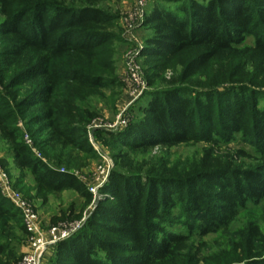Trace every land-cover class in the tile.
Instances as JSON below:
<instances>
[{"label":"trees","instance_id":"16d2710c","mask_svg":"<svg viewBox=\"0 0 264 264\" xmlns=\"http://www.w3.org/2000/svg\"><path fill=\"white\" fill-rule=\"evenodd\" d=\"M188 3L176 12L156 4L145 14L143 24L152 32L143 48L145 55L165 69L184 57L181 81L204 74L211 63L247 38L264 60V0ZM118 31V16L92 4L70 7L46 0H0V60L11 68L29 56L36 59L21 72L20 84L39 88L34 101L27 102L46 106L39 121L46 122L51 144L81 148L84 126L65 121L76 114L75 104L82 105L78 95H98L107 87V80L94 72H113L104 56ZM218 83L210 82L208 88ZM250 108L236 93L215 90L202 96L175 87L152 95L143 119L114 136L129 152L193 142L227 143L237 136L259 155L257 164L234 173L208 170L179 179L169 176L165 164L146 169L128 162L126 152L118 153L115 157L127 171L111 173L114 180L104 188L115 206H100L96 213L113 225L109 231L124 244H107L83 230L54 246L53 264H177L193 236L224 231L248 205L259 204L264 200V110ZM3 123L7 120L2 114L0 127ZM82 149L91 153L87 144ZM16 156L44 192L70 190L87 196L75 178L30 158L19 144ZM10 210L0 197V216ZM173 225L183 231H169ZM259 235L252 226L249 237ZM121 252L129 256H119ZM2 253L0 247V257Z\"/></svg>","mask_w":264,"mask_h":264},{"label":"rangeland","instance_id":"374dc122","mask_svg":"<svg viewBox=\"0 0 264 264\" xmlns=\"http://www.w3.org/2000/svg\"><path fill=\"white\" fill-rule=\"evenodd\" d=\"M46 1L70 7L92 4L118 16L119 31L104 56L113 72L96 70L94 74L107 80V87L98 95H78L82 105L75 104L76 114L66 118L69 125L81 124L86 132L83 141L79 142L81 148L73 149L50 143L46 122L39 121L46 106L27 102L34 101L39 88L21 85L20 74L32 67L36 59L29 56L11 68L0 60V115L3 114L7 120L0 127V197L4 207L11 208L0 216V247L3 251L0 264L17 263L27 249L22 212L10 198L12 194L19 195L31 208L44 230L76 226L70 236L88 230L107 244L123 245L124 241L109 231L113 225L101 221L102 217L96 213L100 206H115L104 188L114 180L111 173L119 175L127 171L123 162L116 159L118 153L126 152L128 162L141 163L146 169L165 164L169 176L179 179L208 170L234 173L254 166L259 160V155L237 136L227 143L193 142L169 148L158 146L138 153L129 152L114 137L124 132L132 122L143 119L144 108L152 95L175 87L186 89L190 95L203 96L213 90L220 94L236 93L238 98L250 103V110L263 111L264 60L255 52L251 38L211 63L204 74L181 81L180 62L184 57L174 62L172 69H165L156 58L145 55L143 48L152 32L143 24L144 18H139L138 0ZM156 4H162L172 12L189 6L188 0H147L141 11L146 14ZM129 53H135L134 62L144 84L142 88L128 80L126 59ZM210 82H219L220 85L208 88ZM18 144L26 149L30 158L75 178L87 196L81 197L70 190L60 194L44 192L29 169L17 158ZM86 144L91 153L82 149ZM104 159L108 173L103 184L98 186L95 173L97 167L104 164ZM91 189L95 192L90 193ZM252 226L257 227L260 234L255 239L249 237ZM168 230L179 232L183 228L173 225ZM55 252L54 246L49 247L40 264H53ZM118 255L129 256L125 252ZM236 260L244 261L240 264H264V200L255 206L248 205L226 230L203 237L193 236L186 243L177 264H239Z\"/></svg>","mask_w":264,"mask_h":264},{"label":"built area","instance_id":"2783aa9c","mask_svg":"<svg viewBox=\"0 0 264 264\" xmlns=\"http://www.w3.org/2000/svg\"><path fill=\"white\" fill-rule=\"evenodd\" d=\"M146 1L147 0H138L136 4L137 12L140 13V19L144 18L145 13L141 11V8L145 5ZM134 57L135 53H129L126 59L128 80L138 88H142L144 84L141 79V72L134 62ZM107 173L108 166L106 165V159H104V164L97 167L95 173V180L98 186L103 184ZM94 192L93 189L90 190V193ZM10 198L22 212V226L25 231L27 246L26 252L15 264H40L43 255L49 247L55 246L75 232L76 226H72L69 229L52 227L44 230L40 225L38 216L20 199L19 195L12 194Z\"/></svg>","mask_w":264,"mask_h":264}]
</instances>
